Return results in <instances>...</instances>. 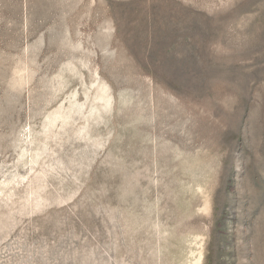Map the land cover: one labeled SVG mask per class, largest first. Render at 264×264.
<instances>
[{
  "label": "rangeland",
  "instance_id": "374dc122",
  "mask_svg": "<svg viewBox=\"0 0 264 264\" xmlns=\"http://www.w3.org/2000/svg\"><path fill=\"white\" fill-rule=\"evenodd\" d=\"M0 264H264V0H0Z\"/></svg>",
  "mask_w": 264,
  "mask_h": 264
}]
</instances>
